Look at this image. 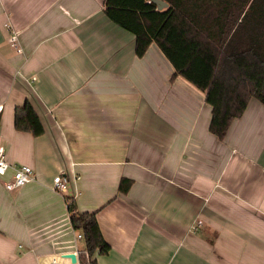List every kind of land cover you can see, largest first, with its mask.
Wrapping results in <instances>:
<instances>
[{
    "label": "crops",
    "instance_id": "obj_1",
    "mask_svg": "<svg viewBox=\"0 0 264 264\" xmlns=\"http://www.w3.org/2000/svg\"><path fill=\"white\" fill-rule=\"evenodd\" d=\"M135 41L105 0H0V146L35 172L14 190L13 168L0 173V264L79 256L70 201L98 210L111 246L98 264H264V104L220 139L206 91ZM27 100L41 135L16 126Z\"/></svg>",
    "mask_w": 264,
    "mask_h": 264
},
{
    "label": "trees",
    "instance_id": "obj_2",
    "mask_svg": "<svg viewBox=\"0 0 264 264\" xmlns=\"http://www.w3.org/2000/svg\"><path fill=\"white\" fill-rule=\"evenodd\" d=\"M105 0L108 16L135 34V51L143 56L155 42L181 74L206 91L212 106L209 129L220 139L240 117L251 98L264 104V0ZM16 126L41 135L45 128L30 101L16 111ZM130 178L120 180L125 193ZM71 224L82 234L80 264H98L96 255L111 246L95 211H78L69 202Z\"/></svg>",
    "mask_w": 264,
    "mask_h": 264
},
{
    "label": "built area",
    "instance_id": "obj_3",
    "mask_svg": "<svg viewBox=\"0 0 264 264\" xmlns=\"http://www.w3.org/2000/svg\"><path fill=\"white\" fill-rule=\"evenodd\" d=\"M10 41L11 45L19 49L20 40L18 37V32L16 30L11 29ZM36 78L35 76L33 77ZM3 109V104L0 102V112ZM13 168V176L12 179L5 183V186L9 190H14L16 188L22 187L29 181L35 178V172L33 167L27 164H13L7 159V151L3 147L0 146V173L7 171L8 169ZM54 189L58 192L64 193L69 189L70 179L66 175L58 174L54 177ZM203 221L199 219L197 221L198 224H201ZM77 238H82V234L80 232L77 233ZM67 262L64 263L61 261L60 257H53L49 264H80L79 256L77 255V261L73 262L72 258L64 255Z\"/></svg>",
    "mask_w": 264,
    "mask_h": 264
},
{
    "label": "water",
    "instance_id": "obj_4",
    "mask_svg": "<svg viewBox=\"0 0 264 264\" xmlns=\"http://www.w3.org/2000/svg\"><path fill=\"white\" fill-rule=\"evenodd\" d=\"M153 1L155 4H157L159 9H163L168 7L169 3L165 0H151ZM66 256L72 258L73 262L77 261V253L75 252H68L65 254Z\"/></svg>",
    "mask_w": 264,
    "mask_h": 264
}]
</instances>
